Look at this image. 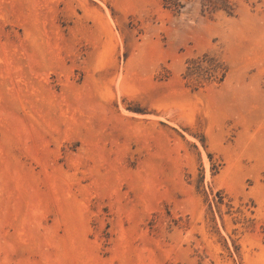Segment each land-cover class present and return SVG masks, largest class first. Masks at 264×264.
Segmentation results:
<instances>
[{"label": "rangeland", "instance_id": "rangeland-1", "mask_svg": "<svg viewBox=\"0 0 264 264\" xmlns=\"http://www.w3.org/2000/svg\"><path fill=\"white\" fill-rule=\"evenodd\" d=\"M0 264H264V0H0Z\"/></svg>", "mask_w": 264, "mask_h": 264}, {"label": "bare ground", "instance_id": "bare-ground-1", "mask_svg": "<svg viewBox=\"0 0 264 264\" xmlns=\"http://www.w3.org/2000/svg\"><path fill=\"white\" fill-rule=\"evenodd\" d=\"M206 164V163H205Z\"/></svg>", "mask_w": 264, "mask_h": 264}]
</instances>
